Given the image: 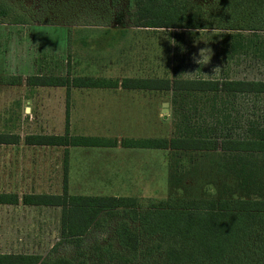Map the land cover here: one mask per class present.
I'll return each instance as SVG.
<instances>
[{
  "label": "rangeland",
  "instance_id": "1",
  "mask_svg": "<svg viewBox=\"0 0 264 264\" xmlns=\"http://www.w3.org/2000/svg\"><path fill=\"white\" fill-rule=\"evenodd\" d=\"M6 1L25 21L16 24L0 18V132H13L22 139L19 146H0V152L14 151L26 158L31 173L19 192L61 193L65 179L69 194L137 197L143 205L151 199L242 194L222 151L121 146L36 148L24 142L31 133L64 135L67 131L71 136L171 138L177 135L185 117L191 130L218 137L242 136L251 124L263 126L264 95L257 104L247 97H230L226 108L231 118L222 125L219 118L223 112H213V101L200 94L186 101L178 97L175 102L172 91L167 90L75 88L69 101L64 87L27 84L31 75L69 73L196 79L204 78L203 72L213 75L216 67L221 68L222 78L264 80V58L252 54L229 56L224 34L231 32V24L245 22L230 20L220 0H191L197 10L201 8L215 24L224 26L199 30L137 27L128 0ZM249 32L245 31L252 34ZM10 43L37 45L39 53L32 61L30 75L9 77L4 71L3 58ZM201 48L212 50L210 61L203 66L193 60ZM196 70L194 78L185 73ZM12 81L19 84H8ZM165 102L169 103L166 113ZM65 150L69 164L66 178ZM18 208L8 215L0 209V252L75 256V243L60 237L59 208ZM122 215L104 212L84 243L89 246L114 241ZM88 260L94 264L92 258ZM155 260L161 262L159 254Z\"/></svg>",
  "mask_w": 264,
  "mask_h": 264
},
{
  "label": "trees",
  "instance_id": "2",
  "mask_svg": "<svg viewBox=\"0 0 264 264\" xmlns=\"http://www.w3.org/2000/svg\"><path fill=\"white\" fill-rule=\"evenodd\" d=\"M220 2L230 20L245 22L231 24L228 28L231 32L224 34L229 56L252 54L264 58V34H260L264 31V0ZM128 7L137 27L224 28L221 22L215 24L201 8L197 10L191 0H128ZM0 18L16 24L25 23L6 0H0ZM19 81L21 83L22 79ZM27 84L65 87L69 101L71 90L75 88L167 90L172 91L175 102L178 97L186 101L188 97L200 94L213 101V112H223L219 118L222 125L231 118V111L229 113L226 108L230 97H247L253 103L257 100V104L258 98L264 95V80L255 79L114 78L69 73L66 76L31 75ZM249 127L242 136L223 134L218 137L210 132L191 130L185 117L182 125H178L177 135L171 138L71 136L68 131L64 135H28L27 144L67 148L121 146L222 151L224 158L229 159L227 168L237 178L242 194L219 198L151 199L143 205L137 197L69 194L65 181L63 194H26L23 203L62 207L61 238L75 243V256L0 253V264H89L88 257L94 264H264V125L257 128L251 124ZM17 141L16 135L0 133V144ZM18 202L16 194L0 193V204ZM104 212L123 214L116 226L114 241L87 246L85 236L99 224ZM157 254L161 262L155 260Z\"/></svg>",
  "mask_w": 264,
  "mask_h": 264
},
{
  "label": "crops",
  "instance_id": "3",
  "mask_svg": "<svg viewBox=\"0 0 264 264\" xmlns=\"http://www.w3.org/2000/svg\"><path fill=\"white\" fill-rule=\"evenodd\" d=\"M11 84V83H8ZM17 85V84H14ZM46 87V86H45ZM65 88V87H64ZM66 89V88H65ZM87 89V88H82ZM67 94V89H66ZM67 100V95H66ZM2 134H9V135H16L18 136V141L15 143H1L0 146H19L21 143V136L19 134L13 133V132H0ZM38 134H49V133H31L29 135H38ZM55 135H62V134H55ZM28 136V135H27ZM26 136V137H27ZM26 137H25V145L29 147H36V148H48V147H64L65 149H69L65 146H53V145H31L26 143ZM119 147V146H117ZM65 150V156H64V177L68 176V159L67 154ZM18 160V161H17ZM25 166V168H23ZM31 165V164H30ZM29 165L26 163V158H24V154L14 152V151H4L0 152V193H10V194H16L19 197L18 203L13 204H0V209H4L6 212L5 214L15 213V208L19 209L18 207H33V208H59L60 209V237H61V217H62V207L61 206H53V205H27L23 203V196L26 194H63L64 192V185H65V179L63 180V190L61 193H38V192H25L21 193L19 190L22 188V185L27 184L26 179L28 178L29 174ZM23 176V177H22ZM0 253H15L12 251H3Z\"/></svg>",
  "mask_w": 264,
  "mask_h": 264
},
{
  "label": "clouds",
  "instance_id": "4",
  "mask_svg": "<svg viewBox=\"0 0 264 264\" xmlns=\"http://www.w3.org/2000/svg\"><path fill=\"white\" fill-rule=\"evenodd\" d=\"M199 40L210 41L208 39H199ZM38 53L39 51H37L36 44L10 43L3 58L2 67L9 77H26L31 74V64L32 61L36 58ZM211 56H212L211 48H201L199 49L198 56L197 55L193 56V60L195 63L203 66L210 61ZM197 70L194 72H185V73L189 74L192 78H194ZM203 74H204V78H207L208 76H213L217 80L222 78L220 67H216L214 69L213 75H208L204 72Z\"/></svg>",
  "mask_w": 264,
  "mask_h": 264
},
{
  "label": "water",
  "instance_id": "5",
  "mask_svg": "<svg viewBox=\"0 0 264 264\" xmlns=\"http://www.w3.org/2000/svg\"><path fill=\"white\" fill-rule=\"evenodd\" d=\"M168 106H169V103L168 102H165L164 104H163V112H168L169 111V108H168Z\"/></svg>",
  "mask_w": 264,
  "mask_h": 264
}]
</instances>
